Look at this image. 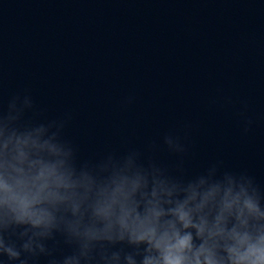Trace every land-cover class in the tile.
<instances>
[{
	"label": "clouds",
	"instance_id": "obj_1",
	"mask_svg": "<svg viewBox=\"0 0 264 264\" xmlns=\"http://www.w3.org/2000/svg\"><path fill=\"white\" fill-rule=\"evenodd\" d=\"M63 127L52 121L24 136L13 133L0 153V223L28 226L22 235L35 230L33 237L55 244L59 232L65 244L75 245L49 264H119L123 248L109 255L118 244L134 247L123 256L126 264H137L136 256L139 264H264V211L252 180L238 191L230 177L223 188L204 175L185 181L153 162L141 163L136 151L80 164L61 137ZM164 142L173 152L184 151L178 138ZM10 144L15 163L7 159ZM23 249L34 252L31 240ZM0 254L21 255L2 239Z\"/></svg>",
	"mask_w": 264,
	"mask_h": 264
}]
</instances>
